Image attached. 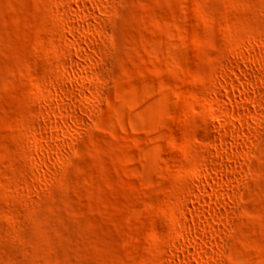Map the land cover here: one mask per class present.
Segmentation results:
<instances>
[{"label": "rangeland", "instance_id": "rangeland-1", "mask_svg": "<svg viewBox=\"0 0 264 264\" xmlns=\"http://www.w3.org/2000/svg\"><path fill=\"white\" fill-rule=\"evenodd\" d=\"M0 264H264V0H0Z\"/></svg>", "mask_w": 264, "mask_h": 264}]
</instances>
